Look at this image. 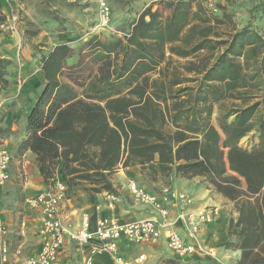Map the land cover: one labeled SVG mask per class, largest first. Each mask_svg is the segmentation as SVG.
I'll use <instances>...</instances> for the list:
<instances>
[{"label": "trees", "instance_id": "trees-1", "mask_svg": "<svg viewBox=\"0 0 264 264\" xmlns=\"http://www.w3.org/2000/svg\"><path fill=\"white\" fill-rule=\"evenodd\" d=\"M162 5L168 17L148 8L129 35L94 46L100 67L83 92L63 81L70 47L49 54L19 150L34 155L46 184L94 193L118 195L113 178L127 169L151 181L200 178L236 204L237 264H264V15L255 11L224 38L216 27L230 16L221 6L222 17L197 0ZM7 23L0 11V34ZM174 57L190 60L186 74L170 68ZM9 65L0 61L1 83ZM251 134V149L241 147Z\"/></svg>", "mask_w": 264, "mask_h": 264}, {"label": "rangeland", "instance_id": "rangeland-1", "mask_svg": "<svg viewBox=\"0 0 264 264\" xmlns=\"http://www.w3.org/2000/svg\"><path fill=\"white\" fill-rule=\"evenodd\" d=\"M148 1L0 0V11L8 17L7 27L1 28L4 31L0 34V61L5 60L10 64L6 69L1 68L8 83L0 82V130L7 129L9 124L12 125V128L20 127L22 131L24 130L23 116L38 99L45 85V75L42 70L44 61L58 45L66 43L71 49L70 56L65 63L63 81L76 87L79 92H83L85 86L98 74L100 67L94 46L98 42L112 43L124 38L125 18H128L132 12L138 15L148 4ZM102 3H106L111 10V20L106 26L101 24ZM262 4H264V0H197L196 6H203L204 10L213 12L220 17L223 16V11L217 8L219 6L224 8V12L230 17L223 19L224 25H216V30L226 38V35L234 29L247 25L255 11H261L260 13L264 15ZM152 5L148 8H153ZM131 23L132 21L128 22V24ZM259 24L261 23L257 18L255 26H259ZM68 40L71 41L67 43ZM189 61L174 57L170 61V68H179L180 74L184 75L186 73L182 69L188 67ZM225 106L229 108L228 105ZM220 114V105L216 104L212 115L214 126H219ZM4 136L5 133L0 131V138ZM252 139H244L241 142V147L250 149ZM0 144L4 143L0 141ZM24 153L18 148L13 163L15 179L12 181L11 178L10 181L12 182L11 187L16 192L12 200L18 203L17 210L14 213L11 212L10 215L12 219L19 221L14 227L11 242L13 247L20 248L26 237L27 252H29L37 245L40 246V249L43 238L41 223L35 227L37 220L33 219L38 217V212L30 206L25 208L23 204L26 194L29 196L28 199L32 198L30 193H23L28 177V174L24 173V161L32 164L28 157H24ZM147 180L150 179L147 178ZM12 200H8V205L13 202ZM25 219L33 220V225L28 226L25 222L24 224ZM22 252L18 253L19 258H21ZM90 252L88 264L92 263L91 258L94 256L108 255L103 252L94 253L92 249ZM30 256L32 254L28 257L30 258Z\"/></svg>", "mask_w": 264, "mask_h": 264}, {"label": "crops", "instance_id": "crops-1", "mask_svg": "<svg viewBox=\"0 0 264 264\" xmlns=\"http://www.w3.org/2000/svg\"><path fill=\"white\" fill-rule=\"evenodd\" d=\"M162 1L163 0H149L148 4L138 15L134 12H132L131 15L128 14V18H125L124 37L131 33L133 23L137 22L145 9L152 4L154 11L157 9V11L162 14L163 18L168 17L170 12L164 10ZM195 8L196 7H194V10H196ZM134 16L137 17L133 18ZM147 20H149V17H147ZM129 21H132V23L128 24ZM126 31H128V33H126ZM29 111L23 116V131L20 127H13L11 131H14L15 133L11 132L9 136L0 138V141L9 147L13 154V162L11 165L12 181L15 179L13 168L15 155L18 152L19 146L26 138V119L29 115ZM17 130L18 132H16ZM251 137L252 134L247 136L245 140L250 139ZM250 144V147H252L251 142ZM24 157H28V160H30L32 164L24 161L23 169L24 173L28 174V177L23 193H30V196L34 197L37 194L52 191L55 186L45 183L44 178L39 172L34 155L30 151H25ZM113 181L118 187V195L85 191L83 186L74 189L67 188L65 199L60 207V214L64 224L73 230L77 229L84 213H89L91 215L93 228L99 218H111L118 220L121 223H133L136 221L152 219L156 215L155 211H153L151 207L136 200L132 196L128 184L130 181H136L151 193H159L163 186L169 185L175 192L185 193L192 198V209L196 210L211 207L217 211L214 220L202 228L200 235L194 242L196 249L195 254L185 258L177 257L168 249L166 240L163 238L158 242L146 244L123 242L119 247L120 255L131 264H237L241 260L242 251L240 249L238 238L230 235L231 221L236 220L239 216L238 211L235 208L236 204L231 200L230 202L228 198L218 193L211 185H206L207 183L202 179H189L179 176L174 172L170 176L159 174L155 181H151L147 180V177L143 176L138 169H127L118 171L115 174ZM11 185L12 182H9L0 190V218L8 230L7 240L11 253L8 264H24L27 258H29V255L32 254V256H34L38 254L41 248L39 249L40 246L37 245L31 251L27 252L28 244H26V237L23 239L20 248L13 247L11 242L12 233L14 227L19 221L17 219H12V216L10 215L11 212L14 213L18 208V203H15L12 200L14 198L13 195H16V192H14ZM28 198L29 196L26 194L24 196V207L26 208L27 206H30L33 208ZM8 200H12L13 202L8 205ZM168 208L170 209V217L175 218L179 212L177 205L173 204V206H169ZM36 211L38 212V217L33 218L37 220L35 227L40 223L42 226V215L38 209H36ZM29 218L32 219L31 217ZM24 222L27 223L28 226H31L34 221L25 219L23 223ZM178 231L181 236L188 241L186 232L182 228H178ZM90 250V246L79 245L67 241L56 264H88L87 262L88 259H90L91 253ZM20 251L22 252L21 258L18 257ZM91 259V264H116L113 258L109 255H97Z\"/></svg>", "mask_w": 264, "mask_h": 264}, {"label": "built area", "instance_id": "built-area-1", "mask_svg": "<svg viewBox=\"0 0 264 264\" xmlns=\"http://www.w3.org/2000/svg\"><path fill=\"white\" fill-rule=\"evenodd\" d=\"M101 14L102 26L108 25L111 20V10L106 3H102ZM12 162V151L7 145L0 144V190L11 181ZM128 186L136 200L155 211L154 218L133 223L99 218L93 228L91 215L84 213L79 227L73 230L64 224L60 214V207L67 190L65 184L58 182L52 191L30 198V204L42 215L43 243L39 253L28 258L24 264H56L67 241L90 246L94 253H106L116 264H131L119 253V247L123 242L146 244L158 242L164 238L168 249L177 257L185 258L194 255L196 252L194 242L202 228L214 220L217 211L209 207L192 209V198L185 193L175 192L171 186H163L159 193H151L136 181H130ZM173 204H176L179 209L175 218L170 217L168 208ZM178 228L186 232L188 241L181 236ZM7 233V227L0 218L1 264H8L11 254L7 243Z\"/></svg>", "mask_w": 264, "mask_h": 264}]
</instances>
